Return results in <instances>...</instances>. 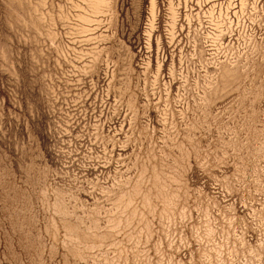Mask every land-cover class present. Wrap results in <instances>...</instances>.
<instances>
[{"label": "rangeland", "instance_id": "obj_1", "mask_svg": "<svg viewBox=\"0 0 264 264\" xmlns=\"http://www.w3.org/2000/svg\"><path fill=\"white\" fill-rule=\"evenodd\" d=\"M0 264H264V0H0Z\"/></svg>", "mask_w": 264, "mask_h": 264}]
</instances>
